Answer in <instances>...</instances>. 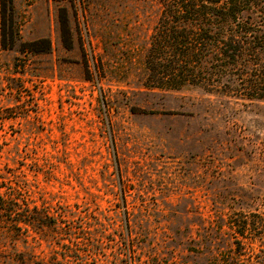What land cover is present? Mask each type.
I'll return each mask as SVG.
<instances>
[{
  "label": "rangeland",
  "instance_id": "374dc122",
  "mask_svg": "<svg viewBox=\"0 0 264 264\" xmlns=\"http://www.w3.org/2000/svg\"><path fill=\"white\" fill-rule=\"evenodd\" d=\"M13 3L0 264H264V100L145 87L157 0Z\"/></svg>",
  "mask_w": 264,
  "mask_h": 264
},
{
  "label": "trees",
  "instance_id": "16d2710c",
  "mask_svg": "<svg viewBox=\"0 0 264 264\" xmlns=\"http://www.w3.org/2000/svg\"><path fill=\"white\" fill-rule=\"evenodd\" d=\"M157 1L160 13L145 57V87L197 86L211 92L223 80L239 81L243 96L264 100V0ZM18 36L13 0H0L1 47L12 48ZM39 42L50 48L48 39H40L23 44L22 50L37 52Z\"/></svg>",
  "mask_w": 264,
  "mask_h": 264
}]
</instances>
